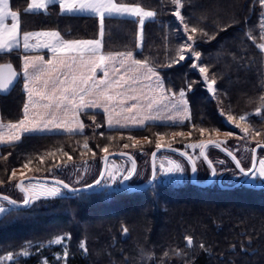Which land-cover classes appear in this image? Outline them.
Wrapping results in <instances>:
<instances>
[{
    "label": "trees",
    "instance_id": "16d2710c",
    "mask_svg": "<svg viewBox=\"0 0 264 264\" xmlns=\"http://www.w3.org/2000/svg\"><path fill=\"white\" fill-rule=\"evenodd\" d=\"M28 2L11 0L13 10L21 12L23 32L54 29L68 39H95L101 34L100 18L96 15L61 13L58 4L50 5L46 11L25 14L23 9ZM117 2L137 4L157 15L145 23L141 50L137 18L104 17V50L135 52L136 59L153 66L161 74L165 87L177 95L182 88L187 92V83L193 82V89L187 94L191 121L109 128L103 112L88 111L83 113L82 132L25 134L19 141L0 145V192L17 200L24 199V193L16 186L23 177L17 174L18 169L27 171L26 175L69 174L86 169L91 171L86 183L89 184L100 174L104 147H108V152H133L139 168L131 183H145L151 177V153L160 135L166 137L167 144L190 153L188 144L207 139L219 140L231 150L248 151V145L240 141L231 143L232 138L221 140L214 135L217 130L231 128L224 121L229 114L237 117V121L240 115L250 113L244 122L262 132L260 141H264V101L260 99L264 97V52L258 48L259 43H264L260 39L264 8L258 0H181L180 11L189 31L197 27L208 33L207 37L200 31L195 34V49L201 53L198 63L207 65L209 76L216 78L215 94L201 83L203 78L198 69L191 67L196 61L167 66L180 45L187 42L188 34L173 15L176 6L171 0ZM212 36L215 38L209 40ZM6 56L11 58V53ZM20 82L11 93L0 94L5 122L23 118L26 94ZM257 108L261 109L260 115L256 114ZM200 128L205 129L203 135ZM176 132H183L184 136L172 137ZM129 136L133 139H128ZM85 142L88 149L83 147ZM125 144L129 147L124 148ZM208 152L218 172L224 168L239 171L217 147L211 146ZM171 153L191 169L185 157ZM222 158H227L229 164L220 163ZM114 159L126 161L132 167L127 158ZM249 161L242 158L245 167L250 165ZM197 164L199 179L208 180L209 165L203 157ZM100 186L78 193L61 188L60 196L45 198L25 208L0 199L7 206V211L0 213V257L9 253L18 257L0 264H264V190L256 185L243 182L233 189H224L215 181L203 187L196 185L190 175L156 179L143 190H128L121 185L111 189ZM125 227L127 234L122 231ZM68 234L71 240H67V259H53L59 247L50 241ZM189 236L193 238L192 247L186 243ZM81 242L86 243L87 252L80 248ZM26 250L37 253L22 257ZM47 257L48 262L44 261Z\"/></svg>",
    "mask_w": 264,
    "mask_h": 264
},
{
    "label": "snow or ice",
    "instance_id": "6c2138e0",
    "mask_svg": "<svg viewBox=\"0 0 264 264\" xmlns=\"http://www.w3.org/2000/svg\"><path fill=\"white\" fill-rule=\"evenodd\" d=\"M176 6L173 15L183 25V31L187 34V42H184L176 51V56L171 59L167 65L171 67L173 64H179L185 60L196 61L191 63L193 69H198L202 76L201 83L206 84L207 90L213 94L216 93L214 87L217 83L215 76H209V67L198 63L201 53L195 49V34L200 31L205 37L207 32L202 29L192 27L189 31L188 24L185 23V17L181 14L180 9L183 7L181 0H171ZM259 4L264 8V0H258ZM49 4H58L61 13H95L100 17L101 34L103 28V20L105 15L124 16L138 18L141 29L145 24L146 19L155 18V11L145 10V8L136 4H121L115 0H30L27 6L23 9L25 14L34 13L38 10H47ZM21 12L13 10L10 7V0H0V53L10 54L14 49L21 45ZM11 21L10 23L8 21ZM215 37H208L214 39ZM251 38V37H250ZM260 39L264 40V13L260 18ZM35 41V43H31ZM100 40H65L62 39L57 31H27L22 33V47L24 52L47 49L52 55L51 59L45 60L43 56L24 55L22 60V72L18 73L14 70L11 63L0 64V91H7L9 86L14 82L23 78V89L27 93L28 102L23 106V118L17 123L8 125L11 130L7 141L3 134H0V143H12L21 139V133H34L51 131L53 128L75 134L82 132L84 124L78 120L80 113H87L90 109H103L107 115V125L109 128L115 124L121 127H128L129 123L121 124V119L130 122L133 125H143L147 120H157L164 118L161 113L171 109L176 113V116L168 115L167 119H176L183 115L188 119V101L186 99L185 89H180L178 92L179 101L172 103V100L177 95L171 89H165L163 80L157 70L149 66L148 62L133 57V52H122L116 54H101ZM139 46V45H138ZM258 48L264 52V43H259ZM97 70H101L102 77L97 76ZM153 82L155 87H153ZM193 82L187 83V90L191 91ZM159 89V92H157ZM264 101V97L260 98ZM165 101H168L167 103ZM30 107L34 115L30 118ZM111 109V111H110ZM261 109L257 108L256 114L260 115ZM237 117L229 114L228 121L235 122ZM240 121H245L247 117L240 115ZM75 123L76 127H71V123ZM93 122L95 118L93 116ZM99 127V125H97ZM237 128H241L239 123H236ZM201 135L205 129H199ZM245 137L249 134L248 127H242ZM256 136L261 133L257 131ZM173 136H184L183 132H176ZM191 135V133H189ZM225 136H231V132H226ZM128 139H133L129 136ZM164 136L160 135L155 147L160 150L164 147L162 141ZM213 145L217 148L221 147L219 142L201 141L199 143L188 144L191 149H199V156L204 157L205 149ZM83 147L88 149L87 142ZM129 147L128 144L123 146ZM264 148V144L257 143L252 149L253 156L251 167L245 169L241 167V161L236 158L231 151H227V155L235 161L236 168L245 178L249 179H264V157L257 158L255 155L257 149ZM104 153H108V147L102 149ZM67 155V154H65ZM95 155V153H93ZM123 155V153H122ZM155 157V152L152 154ZM191 163L192 173H196L197 167L195 159L187 152H181ZM71 160L72 157L68 156ZM105 163L108 161V156H104ZM223 163V161H220ZM165 163L160 164V172L165 175L183 173L184 166L176 160L167 159ZM209 167H212L211 161H208ZM25 168L28 164L24 165ZM136 172L135 162L132 167L125 170L122 167L105 168L100 172V179L95 181L96 185L105 180L115 183L119 177H122L121 183L129 181ZM15 171L12 172V177H15ZM212 175H216V169L212 168ZM153 179L157 178L156 166L153 164ZM25 193L23 204L30 205L33 202V196L36 189L31 185L25 186L23 181L16 185ZM89 188L93 185H88ZM61 188L68 189L69 184L62 180H55L53 186H45L40 191L46 197H58L61 195ZM76 191V189H72ZM32 193V195H29ZM39 198L38 196L36 197ZM3 200L11 205H15V200H10L8 196H3ZM7 209L0 204V213H4ZM127 234L128 229L125 227L122 230ZM65 240H71V234L60 236L50 241L51 244H62ZM187 246H193V238L186 237ZM204 248V245H200ZM80 248L87 252L86 243L81 242ZM27 256V251L23 252ZM167 255V253H165ZM63 256L66 259L68 256L67 248L65 247ZM12 253L5 257H0V261L11 260ZM59 259V256L57 257Z\"/></svg>",
    "mask_w": 264,
    "mask_h": 264
},
{
    "label": "rangeland",
    "instance_id": "374dc122",
    "mask_svg": "<svg viewBox=\"0 0 264 264\" xmlns=\"http://www.w3.org/2000/svg\"><path fill=\"white\" fill-rule=\"evenodd\" d=\"M10 2H11V0H10ZM154 86H155V84H154ZM165 89H167V87ZM157 92H159V89H157ZM188 92L189 91L186 92V99L188 101V113H187L188 119H185L183 115H180V116L176 117V119H172V120L167 119L166 117L168 115L176 116V113L175 112L173 113V111L167 110V111H163L162 114H161L162 117H164V118L157 119V120H150L151 122H149V123H153V124L154 123H156V124H184V123H186L188 121H191V110H190L189 100H188V96H187ZM179 99H180L179 96L177 98L174 97V99L172 100V103L178 102ZM165 102L167 103L168 101H165ZM110 111H111V109H110ZM242 115H245L247 117V116L250 115V113H245V114H242ZM114 120H115V116H114ZM224 121L226 123L225 125H228L231 128L217 130L215 132V134H214V135L217 136V138H221V140H229V141L232 138V141H230L231 143L233 141H235V142L236 141L237 142L240 141L244 146H247V145H250V144H253L254 145V143H257V142H264V141H260V138L263 135L262 132H260L261 134L259 136H256L255 133L258 130H254L251 126H249L248 124H246L244 121H240V120H237L235 122L228 121L227 120V116L224 117ZM149 123H147V124H149ZM236 123H239L241 125V128H237L236 127ZM129 124H131V123H129ZM147 124H144V125L140 126L139 128L145 127V125H147ZM131 126H133V124ZM135 126H139V125L136 124ZM242 127H248L249 128V134L247 135V137H245V134L242 131ZM123 129H125V128H123ZM226 132H231L232 135L231 136H225L224 134ZM4 136H6V135L4 134ZM172 137H174V136L172 135ZM7 139L8 138L5 137V141H7ZM208 140H212V139H207V140H205V142L208 141ZM214 140H216V139H214ZM199 141L201 142V141H204V140H199ZM199 141L197 143H199ZM4 143H6V142H3V144ZM162 143L165 144V145H169L166 142V137L165 136H164V140L162 141ZM0 145H2V143H0ZM232 151L235 152L236 154H237V152H239L238 148H236L235 150L232 149ZM210 152H212V150H210ZM191 154L195 158L196 162H199L200 161L201 157L199 156V149H192ZM242 154H244L245 157H247V154H249L250 155V161H249V163H251V152L250 151L248 152L247 150H244L241 153V155ZM261 157H264V151H261L260 152L259 158H261ZM167 159H173V160H176L178 163H181L184 166V172L183 173L170 174V175H165V174L161 173L160 172V164L163 162V163H165V166H167V164H166ZM220 161H223V163L226 161L229 164L227 158H224V159L222 158V159H220ZM127 164L128 163L126 161H123L121 159H114V160L111 159L110 162H109V168L122 167L123 169L127 170V169L130 168V166H128ZM157 169H158V172H157V180L158 181L170 180V178H174V179L188 178L192 174L191 173V169H189V165L184 160H182L179 156H177L176 154L171 153L169 151H163V152H161L158 155V158H157ZM26 172L27 171L21 170V169H18L17 170V174L20 175V176H23V177H24V175H26ZM90 173H91L90 170H86V169L83 170V169H81L79 172H76V173H72V172H70L69 174H65V173L64 174H59V173L58 174H54V173H51V175H44V176L59 177V178H62L64 180L68 181L69 183H71L74 186H83L91 178ZM221 174L223 175V182L224 183H227V184L236 183L242 177V174L239 171L229 170L227 168L221 169L218 172V176L221 175ZM26 176H28V175H26ZM121 180H122V177H119L115 183H112L111 181H108L107 184H105V180H104V182L101 184L100 187H105V188L111 189L115 185H121ZM245 183L248 186L249 185H256L259 188H261V189L264 190V182H263V179L257 178L255 180H253V179L247 178L246 181H245ZM29 184H31L36 189V193L33 196V202L32 203H36L37 201L39 202L41 200H44L45 198H50V199L55 198V197H46L40 191V189H42L45 186H48V187L53 186V183L52 182L33 180V181H28L25 185L27 186ZM62 192H63V190H61V193ZM37 196L39 197L38 199L36 198ZM0 204H2L5 208L7 207L6 205L3 204V202H0ZM56 245L59 247V249H57L53 253V255H52L53 256V259H57V257L59 256V259H63V261H65L67 258L66 259L64 258L63 252H64L65 247L67 248V240H65L64 243H62V244H56ZM26 251L29 253V255L25 256L22 253L21 254L22 257H30L34 253H37L36 251L33 253L31 250H26ZM17 258H18L17 256L12 255V259L11 260H6V262L10 263V262L16 260ZM48 259L49 258L47 257L46 259H44V261H47L48 262ZM43 263L46 264V262H43Z\"/></svg>",
    "mask_w": 264,
    "mask_h": 264
},
{
    "label": "water",
    "instance_id": "95a60500",
    "mask_svg": "<svg viewBox=\"0 0 264 264\" xmlns=\"http://www.w3.org/2000/svg\"><path fill=\"white\" fill-rule=\"evenodd\" d=\"M5 63H11V62H5ZM12 64V63H11ZM13 65V68L14 70H16L18 73H20L14 64ZM21 79V78H20ZM20 79L19 81H16L14 82L13 85L9 86V89L7 91H0V94H9L13 91V89L17 86V84L20 82ZM21 83V82H20ZM209 141V140H208ZM211 141H215V142H219L221 144V147L220 149L227 154V151H231L233 153V155L236 156V158L238 160L239 157L231 150L229 149L227 146H225L222 142L218 141V140H214L212 139ZM207 142V141H206ZM264 144V143H262ZM257 145V144H256ZM256 145L254 146V148L256 147ZM213 145H209L206 149H205V155L207 156V160L204 158V160L207 162L208 164V161H211L212 163V167L211 168V172H212V168L214 167L216 169V175H212L211 173V176L208 180H200L198 175H199V172H198V165H197V162H196V167H197V171L196 173H192V180L193 182L196 184V185H199V186H209L211 185L212 183H214L215 181L224 189H233L235 187H238L240 186L243 182L246 181L247 178H245L242 174V177L240 178V180H238L236 183H233V184H227V183H224L223 182V175H219L218 176V170L215 166V164L213 163V161L211 160L210 156L208 155V148L211 147ZM225 149H227V151H225ZM260 149H264V148H260ZM260 149H257L255 155L257 156L258 158V153H259V150ZM163 151H169V152H175V153H178L181 155V152H187L189 155L192 156V154L190 152H188L186 149H183L181 147H178V146H174V145H165L164 144V147H162L160 150H157L156 148L152 151L151 153V167H152V172H153V164L155 163V166H156V174L158 172V169H157V158H158V155L163 152ZM155 152V157H153V153ZM123 153V155H122ZM104 156H108V161L107 163H105V161L103 160L102 162V168H101V171L104 170L106 167L109 168V162L111 159L115 158V157H122V158H127L129 159L132 164L133 162H135V166H136V172L135 174L132 176V178L129 180V181H124L123 183H121V186L125 189H128V190H143V189H146V188H149L151 187L156 179H153L152 177V172H151V177L150 179L145 182V183H142V184H133L131 183V180L135 177V175L137 174V171H138V168H139V162L136 158V155L131 152V151H127V150H116V151H111V152H108V153H105L103 155ZM185 157V156H183ZM193 157V156H192ZM230 157V156H229ZM186 158V157H185ZM194 158V157H193ZM231 158V157H230ZM187 159V158H186ZM195 159V158H194ZM232 159V158H231ZM188 160V159H187ZM234 161V160H233ZM241 161V160H240ZM235 162V161H234ZM191 164V163H190ZM209 165V164H208ZM241 167H244L242 162H241ZM245 168V167H244ZM247 169V168H245ZM100 171V172H101ZM97 179H100V174L99 176L97 177ZM95 179L93 182L89 183V184H85L83 186H74L72 185L71 183H69L68 181L62 179V178H59V177H51V176H44V175H28V176H24L22 178L19 179L18 181V184L21 183V181H23L24 185L28 182V181H33V180H36V181H46V182H54L55 180H62L64 183H67L69 184V188L68 189H65L67 191H70V192H74V193H78V192H86V191H91V190H94L96 189L97 187H99L101 185V183L103 182V180H101V183L99 185H96L95 184V181L97 180ZM17 184V185H18ZM88 185H93V187L89 188ZM26 186V185H25ZM20 189V188H19ZM72 189H76V191H72ZM21 190V189H20ZM24 193V192H23ZM29 195H32L31 193H29ZM3 196H8V198L10 200H15L16 201V204L14 206H17V207H20V208H25V207H28V206H25L23 204V200H17L16 198H14L13 196L7 194V193H4V192H0V199H2ZM24 196H25V193H24Z\"/></svg>",
    "mask_w": 264,
    "mask_h": 264
},
{
    "label": "crops",
    "instance_id": "0c3cea01",
    "mask_svg": "<svg viewBox=\"0 0 264 264\" xmlns=\"http://www.w3.org/2000/svg\"><path fill=\"white\" fill-rule=\"evenodd\" d=\"M29 2H30V0H29ZM115 2L116 3H119V2H117V0H115ZM122 4V3H121ZM50 5H52V4H49L48 5V7L50 6ZM137 5V4H136ZM10 7L12 8V6H11V2H10ZM142 7V6H141ZM13 9V8H12ZM48 9V8H47ZM145 10H150V9H145ZM39 11H46V10H38V11H36V12H39ZM150 11H153V10H150ZM67 14H81V15H96V16H98L97 14H95V13H91V12H85V13H67ZM106 16H108V15H105V17ZM116 16H118V15H116ZM99 17V16H98ZM123 17H131V16H128V15H124ZM100 18V17H99ZM131 18H135V17H131ZM138 19V18H137ZM152 19H154V18H151V19H146L145 20V23L148 21V20H152ZM9 23L11 22L10 20L8 21ZM144 28H145V24L143 25V29H142V35H141V29H140V25H139V28H138V48L141 50L142 49V47H143V39H144ZM30 31H57V30H54V29H37V30H30ZM25 32H27V31H25ZM57 32H59V31H57ZM22 33H23V31H21V45H20V47L19 48H17V49H14L12 52H11V58L9 57V59H6V58H8L7 56H6V53H0V55H1V57H0V64H3V63H5V62H11L12 64H14L15 65V67H17L18 68V71L19 72H22V63H23V60H22V58H23V56L24 55H29V56H43V58L45 59V60H48V59H51V53L47 50V49H40V50H34V51H29V52H24L23 51V47H22ZM60 33V32H59ZM60 36H61V38L62 39H65V40H100V52H101V54H109V53H112V54H116V53H122V52H108V51H106V50H104V47H103V31H102V34H100V36L98 37V38H95V39H68V38H66V37H64L61 33H60ZM31 43H35V41H31ZM131 52H133V51H131ZM126 53V52H125ZM9 55V54H8ZM6 56V57H5ZM133 57L136 59V56H135V52H133ZM149 66H151L150 64H149ZM153 67V66H152ZM102 75H103V73H102V71L101 70H97V76L98 77H102ZM160 75V74H159ZM160 77H161V79L163 80V78H162V76L160 75ZM21 83H22V85H23V78H22V81H21ZM154 82H153V87H155L154 86ZM163 84H164V81H163ZM164 88H166L165 87V85H164ZM25 94H26V101H25V103H27L28 102V99H27V93L25 92ZM1 100V99H0ZM177 100V99H176ZM176 103V102H175ZM30 118H31V116L32 115H34L35 113L33 112V110H32V108L30 107ZM88 111H101V112H103V109L102 108H100V109H90V110H88ZM169 111H171V109H169ZM104 113V112H103ZM167 113V112H166ZM170 113V112H169ZM173 113H174V111H173ZM105 114V113H104ZM162 114V113H161ZM78 120L79 121H81L83 124H84V120H83V113H80L79 114V116H78ZM105 120H106V125H107V115L105 114ZM18 121H16V122H5L3 119H2V109H1V101H0V134H5L6 136H4V137H6V138H8V135H9V133H10V129L8 128V125L9 124H12V123H17ZM149 122H151L150 120H147V121H145V123L144 124H147V123H149ZM124 123H130V122H126L125 120H123V119H121V124H124ZM143 124V125H144ZM132 124H129V126L128 127H121L120 125H116L115 124V120H114V126L113 127H111V128H135V127H140V126H142V125H139V126H135V125H133V126H131ZM71 127H73V128H75L76 127V124L73 122V123H71V125H70ZM108 126V125H107ZM85 129V125H84V128H83V130ZM45 132H66V131H64L63 130V128H61V129H55V128H53L51 131H45ZM34 133H41V132H34ZM68 133V132H67ZM25 134H28V133H21V137L23 136V135H25ZM3 144V143H2Z\"/></svg>",
    "mask_w": 264,
    "mask_h": 264
},
{
    "label": "flooded vegetation",
    "instance_id": "af4514ba",
    "mask_svg": "<svg viewBox=\"0 0 264 264\" xmlns=\"http://www.w3.org/2000/svg\"><path fill=\"white\" fill-rule=\"evenodd\" d=\"M176 98L178 97V95H176L175 96ZM221 142V141H220ZM257 143H264V142H257ZM257 143H255V145L257 144ZM224 144V143H223ZM255 145H248L247 146V149H248V152L250 151L251 152V161H252V156H253V152H252V149L254 148V146ZM210 148V147H209ZM209 148H208V151H209ZM218 149H220V148H218ZM230 149V148H229ZM221 150V149H220ZM238 150H239V153L238 154H236L235 152V154L239 157V159L241 160V162H242V158L244 159V154H242L241 155V153L244 151V150H246V149H242L241 148V150L238 148ZM262 150H264V149H260L259 150V153H258V158H259V154H260V152L262 151ZM222 151V150H221ZM223 152V151H222ZM224 153V152H223ZM219 154V153H218ZM224 154H226V153H224ZM208 155H209V152H208ZM227 155V154H226ZM228 156V155H227ZM229 157V156H228ZM211 158V157H210ZM247 159H249L250 160V155L249 154H247ZM212 160V159H211ZM232 160V159H231ZM213 161V160H212ZM233 161V160H232ZM207 163V162H206ZM214 163V162H213ZM233 163L235 164V162L233 161ZM243 164V163H242ZM198 165V164H197ZM236 165V164H235ZM244 166V165H243ZM245 167V166H244ZM251 167V163H250V165L249 166H247V167H245V168H250ZM198 172H199V167H198ZM212 173V172H211ZM191 176H192V174H191ZM263 182H264V179H263Z\"/></svg>",
    "mask_w": 264,
    "mask_h": 264
}]
</instances>
